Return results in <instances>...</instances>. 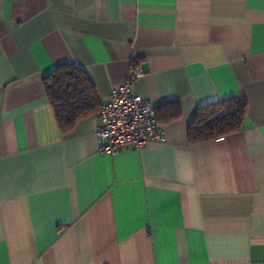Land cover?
Instances as JSON below:
<instances>
[{
	"label": "crops",
	"instance_id": "crops-1",
	"mask_svg": "<svg viewBox=\"0 0 264 264\" xmlns=\"http://www.w3.org/2000/svg\"><path fill=\"white\" fill-rule=\"evenodd\" d=\"M82 67L99 105L128 73L164 141L97 150L42 78ZM243 96L237 131L190 144L196 109ZM0 264H264V0H0Z\"/></svg>",
	"mask_w": 264,
	"mask_h": 264
},
{
	"label": "trees",
	"instance_id": "trees-1",
	"mask_svg": "<svg viewBox=\"0 0 264 264\" xmlns=\"http://www.w3.org/2000/svg\"><path fill=\"white\" fill-rule=\"evenodd\" d=\"M42 83L63 132L70 130L77 120L98 112L99 101L93 82L82 67L57 66L43 76ZM154 109L158 123L170 122L180 114L176 100H165ZM245 113L246 100L243 96L198 107L186 128L188 143L194 144L237 131Z\"/></svg>",
	"mask_w": 264,
	"mask_h": 264
},
{
	"label": "built area",
	"instance_id": "built-area-1",
	"mask_svg": "<svg viewBox=\"0 0 264 264\" xmlns=\"http://www.w3.org/2000/svg\"><path fill=\"white\" fill-rule=\"evenodd\" d=\"M143 74L133 68L125 80L109 93L98 109L95 129L97 150L113 154L123 148L141 149L147 142L164 141L165 131L155 118V107L131 91L132 81Z\"/></svg>",
	"mask_w": 264,
	"mask_h": 264
}]
</instances>
